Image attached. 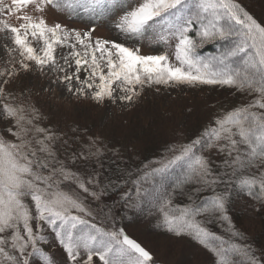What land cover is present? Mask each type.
I'll return each instance as SVG.
<instances>
[{
    "label": "snow or ice",
    "instance_id": "snow-or-ice-1",
    "mask_svg": "<svg viewBox=\"0 0 264 264\" xmlns=\"http://www.w3.org/2000/svg\"><path fill=\"white\" fill-rule=\"evenodd\" d=\"M49 8L80 10L90 23L115 16L114 27L128 38L147 36L169 47L175 40V62L167 51L141 55L139 48L93 39L94 27L49 24ZM0 33L8 57L0 67V264H32L34 257L58 264L41 247L50 235L64 253L59 264H156L124 227L108 224L114 216L106 197L113 193L121 208L147 209L156 228L207 249L213 264H264V250L206 227L219 220L231 237L246 239L232 222L231 206L248 198L264 210V20L239 0H0ZM210 42H222L219 54L198 55ZM22 76L47 86L14 87ZM153 86L227 87L252 99L214 114L166 145L160 159L135 172L125 168L117 179L102 171L99 137L45 126L50 117L37 103L59 93L134 107ZM177 196L187 203L175 204Z\"/></svg>",
    "mask_w": 264,
    "mask_h": 264
},
{
    "label": "rangeland",
    "instance_id": "rangeland-1",
    "mask_svg": "<svg viewBox=\"0 0 264 264\" xmlns=\"http://www.w3.org/2000/svg\"><path fill=\"white\" fill-rule=\"evenodd\" d=\"M10 2L11 0H5V3L10 4ZM239 2L258 20H264V0H239ZM130 3L134 4L135 0H130ZM3 18L14 25L18 23L15 16ZM45 18L49 24L60 23L78 31L94 27L93 39L99 37L123 43L128 47L139 48L141 55H156L167 51L170 60L175 62L173 56L175 40L171 41L169 47L147 36L142 39L128 38L114 27L115 16L111 20H95L90 23V17L80 10L69 13L49 8ZM192 33L195 37V31ZM33 43L37 47L40 46L36 41ZM5 44L6 37L0 33V67H3L8 59ZM7 44L11 46L10 41H7ZM207 44L216 45V42ZM62 51L66 53L69 49ZM197 54L205 56L202 47L197 49ZM29 82L36 88H39L41 83L47 86L46 80L22 76L20 82L14 87L19 88L20 84ZM242 98L243 96L235 89L227 87L153 86L144 89L141 99L134 107H125L119 102L114 104L111 101L97 104L88 99L76 100L67 94L61 97L59 93L53 97H41L37 103L50 117L44 121L45 126L58 124L66 132L70 128L79 129L81 134L87 132L88 135L99 137L104 147L115 149L119 147L129 161L133 155L146 158L160 157V155L162 157L166 145L182 141L185 134L198 130L214 114L231 110ZM4 127V122H0V130ZM3 134L6 138L12 139L7 132ZM234 204L235 214L241 227L251 233L255 239L264 235L261 218L264 210L256 211L259 205H255L248 198L237 200ZM107 205L113 209L114 216V219H109L108 222L116 224V228L120 223L119 228L124 227L131 238L152 253L156 264H213L214 257L207 249L188 238H176L156 228V218L149 215L147 209L140 213L136 210L121 208L120 203L117 202ZM92 206L95 208V203ZM130 221L134 222L130 223ZM49 241V245H41V247H44L45 251L55 253L59 264L64 253L54 241V236L50 235ZM38 262V257L32 258V264H38Z\"/></svg>",
    "mask_w": 264,
    "mask_h": 264
},
{
    "label": "trees",
    "instance_id": "trees-1",
    "mask_svg": "<svg viewBox=\"0 0 264 264\" xmlns=\"http://www.w3.org/2000/svg\"><path fill=\"white\" fill-rule=\"evenodd\" d=\"M206 48H211V47L207 46ZM240 95L243 96V98L239 100L236 104H234L233 108L240 104L247 103L248 100L252 99L251 96H248L246 94L240 93ZM107 147L108 146L106 147L102 146V156L100 157V160L103 164L102 171L104 172L105 176L111 177L113 179H117L120 176V174L123 173L125 168H130L132 169L133 172H135L136 169L142 168L143 165L152 163L161 158V155L160 157L156 156V157H150V158H146L145 156L140 157V155H133L132 157L129 158L130 160L128 161V159L124 157L126 154H123V152L119 149V147L116 149L110 148V147L107 148ZM96 167L99 168V165H96ZM117 195H118L117 193H113L112 195L106 197L107 204L109 203L113 204V200H116L117 203H120V201L116 199ZM203 195H207V193ZM176 198L177 199L175 201V204H179L180 206H183V204L187 203L186 198L183 196H177ZM234 207H235V204L231 206L229 210V215L232 218V222L235 228H237L240 232H242L246 239H241L239 237H231L230 234L228 233L227 225L224 222L219 221V220H214L213 222L208 223L206 227H208L210 231L214 232L218 236H221L225 240H230L231 242L236 243V244L249 245L252 249L256 250L257 253H259L261 250H264V247H263L264 235H262L258 239H255L251 233H248L246 230H244L243 227H241V224L236 217V214H235L236 209ZM261 218H262V222L264 225V215L263 214H261ZM108 224L116 226V224H112L109 222ZM119 224H118V228H119Z\"/></svg>",
    "mask_w": 264,
    "mask_h": 264
}]
</instances>
